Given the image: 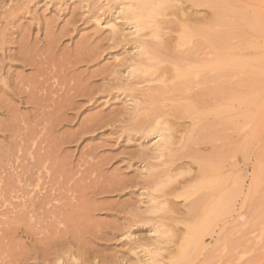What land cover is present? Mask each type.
<instances>
[{
    "label": "rangeland",
    "instance_id": "1",
    "mask_svg": "<svg viewBox=\"0 0 264 264\" xmlns=\"http://www.w3.org/2000/svg\"><path fill=\"white\" fill-rule=\"evenodd\" d=\"M129 3L0 0V264L177 263L202 220L186 208L210 180L202 157H217L234 208L185 264H264V0H172L143 31ZM209 23L222 45L196 36ZM162 41L215 65L212 83L182 86L194 100L160 119L179 156L164 159L144 129L172 101L143 102L173 51ZM142 65L152 70L134 73Z\"/></svg>",
    "mask_w": 264,
    "mask_h": 264
},
{
    "label": "bare ground",
    "instance_id": "2",
    "mask_svg": "<svg viewBox=\"0 0 264 264\" xmlns=\"http://www.w3.org/2000/svg\"><path fill=\"white\" fill-rule=\"evenodd\" d=\"M208 1L210 2V0H208ZM171 5H172V0H131V3H129V6H127L124 10L125 11L124 15L127 17V19L134 21V23L136 24L139 31H143V30H146L148 28H152L155 24L154 23L155 20L159 16H163L162 13H164L165 10H167L169 7H171ZM223 17L224 16H222V18ZM220 19H218V22H221ZM208 26H210V23L207 25V32L199 31L196 33V36L199 39L206 40L213 47L222 45L225 42V38L227 36L226 35L223 36L221 34L220 35L213 34V32H211V29ZM158 33H159V31H157V34ZM158 44H159V47L162 46L164 48V50H171L173 48V51H172L169 59H168V57L167 58L164 57L165 59L163 58V60H162L163 63L167 62V67L161 68L160 71H162V72L158 75V77L154 78L156 81L159 82V83L157 82L158 85H156V86L154 85L155 86L154 88H153V86L148 87L147 89L149 91L146 90V92H145V93L151 92L152 96L149 95L151 98V99L149 98L150 102L147 101V98H145V97L144 98L146 101L144 100L143 102H145V103L148 102L147 104H149L151 107H153V109H151V110H154V111L160 110V112L155 113L154 115L150 114V116H153V119H152V117L150 119H148V120H150L149 125H147V128L144 130H146V131L149 130L148 133L151 136H154L156 139H158V141L154 145V147H155L154 151L157 153L158 157L164 159L165 157H169V156L171 158H174V156L176 157L177 155L172 154L173 150L171 149V146L173 145L172 144L173 140H172L171 134H169V130L166 128L167 126H164L165 120L161 121L160 119L161 118L164 119L170 115H172V116L177 115L178 116L179 115V106L184 107L183 105L185 102H191L192 99L194 100V97H193L194 95L191 96V95L186 94V96H188V98H184L185 96L184 97L182 96L186 92H191V89H190L191 85L190 84H195L196 82H197L196 84H198L201 81L212 83L213 82L212 76L214 75L215 65H214L213 59L210 55L205 57V58H199V57L195 58L196 57L195 55H191V56L188 55L191 51L190 52L185 51V52L179 53V47L178 48L171 47L163 41L158 43ZM151 47L152 48H150V46H148V45L147 46L143 45L142 55H144L145 58H147L146 60L148 62H151V61L152 62H154V61L161 62L160 57H163L159 54L161 52V50L159 52L158 50L157 51L155 49L153 50V46H151ZM174 49H177L176 50L177 52H175ZM196 50H197V46H195L192 49V51H194V52H196ZM186 53H188V54H186ZM180 54H184L185 56L180 57ZM150 70H152L150 65H146L144 67L142 65V66H137L135 68L134 73L137 72L139 74L140 73L143 74V73H146ZM153 74L156 75L155 73H152V76H154ZM182 86H185V88H186V90L184 91L185 93L179 94V90L182 88ZM157 94H159L158 97H157ZM159 96H161L163 98V99H161L162 101L163 100H166V102L172 101V107L170 106L171 110L167 109L168 108L167 104L166 105L162 104L163 108L157 110L156 107H158V106H155V105L158 103L157 99L159 98ZM165 96H167V97H165ZM179 96H181L182 98H179ZM167 99L170 101H167ZM143 102H141V104H143ZM168 104H170V103H168ZM138 105L139 104H137L136 107H138ZM157 105H159V104H157ZM154 108H156V109H154ZM184 108H186V107H184ZM141 111L143 112L144 110H141ZM137 112L139 113V111H137ZM138 123H140V122L138 121ZM209 124L210 123H208V125ZM142 125H144V124H142ZM203 125H207V124H203ZM137 127H141V126H137ZM163 127H165V128H163ZM206 127H208V126H206ZM198 129H200V128H198ZM210 129H211V127H210ZM178 151L177 152L175 151V153H178ZM177 157H179V156H177ZM203 158L204 157H202V159L199 158L200 160L198 159L199 164L202 166L201 167V177L203 179L202 181H205V178H207V179L209 178L210 179L209 181H211V183H209V181H207V183L204 186H203L204 182H203V184H201V186L204 187V190H206V192H204L201 195L199 194V197L198 196L196 197V195H198L197 193H199V191L198 192L195 191L197 193L192 191L196 194L195 195L196 198L194 199L193 202L189 201L191 203H189L186 206L188 211L190 213L194 214V216H197L195 214L201 213L202 220L196 226H193L190 229V231H189V233H190L189 242L181 248V254L183 255V257L181 258L180 261L178 260V262L175 264H185V263L189 262V256H186L187 251H188V247L191 246V244H194L196 248H201V246L203 244V236L205 234H210L211 232H214L213 228L211 227L213 224H210V222L214 221V223H215L217 221H220V219H221L220 217L226 218L228 214L230 215V213L232 212V209L234 208L233 201H232L233 194L231 195L232 192L230 193L229 187L227 188V185H228L227 184V176L224 173H221L220 170L216 169V163L217 162L215 159L217 157H214V159H212V160H208V159L205 160V158L204 159ZM172 160L173 159H171V161ZM171 161H169V162L171 163ZM200 161L202 164L200 163ZM155 167H158V166H155ZM163 167H165V166H163ZM171 172H173V171L162 170V172H160V173L157 172L158 173L157 178H155L156 175H154L153 178H155V179L153 182L157 186L160 185L161 187H164L165 183H163V181H160V180H162V178H164V177H166L167 179L170 178ZM151 180H153V179H151ZM168 180H169L168 181V184H169L170 179H168ZM217 184H219V185H217ZM201 186L198 187V189H200ZM194 190H196V188ZM190 195L193 196V194H191V193H190ZM153 199L157 200V198H154V197H153ZM164 204H166V203L161 202V201L156 202V204H155L156 211L164 210ZM225 218H222V220H224ZM156 232H157L158 236L161 238H163L164 236H166L168 234V232L165 231L162 226L161 227L157 226ZM152 260H153V258H152ZM149 264H153V263H149Z\"/></svg>",
    "mask_w": 264,
    "mask_h": 264
}]
</instances>
